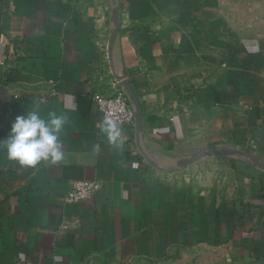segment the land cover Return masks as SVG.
Here are the masks:
<instances>
[{"label":"crops","instance_id":"crops-1","mask_svg":"<svg viewBox=\"0 0 264 264\" xmlns=\"http://www.w3.org/2000/svg\"><path fill=\"white\" fill-rule=\"evenodd\" d=\"M115 77L140 106L119 147L93 101ZM28 111L66 117L65 159L0 148V264L264 262V172L180 167L212 148L264 163V0H0V141ZM76 181L100 189L66 204Z\"/></svg>","mask_w":264,"mask_h":264},{"label":"clouds","instance_id":"clouds-1","mask_svg":"<svg viewBox=\"0 0 264 264\" xmlns=\"http://www.w3.org/2000/svg\"><path fill=\"white\" fill-rule=\"evenodd\" d=\"M66 124V117L55 112H49L45 118L39 111H28L15 118L7 138L0 141V148L6 150L9 160L23 167H35L43 161L58 164L65 159L64 143L60 137ZM101 132L111 145L120 146L122 132L115 121L105 120ZM96 150H99V145Z\"/></svg>","mask_w":264,"mask_h":264},{"label":"built area","instance_id":"built-area-1","mask_svg":"<svg viewBox=\"0 0 264 264\" xmlns=\"http://www.w3.org/2000/svg\"><path fill=\"white\" fill-rule=\"evenodd\" d=\"M102 77H100V80ZM93 101L101 114V123L105 120L115 121L120 128L134 129L135 109L130 103L124 88L115 89L109 96L93 94ZM100 184L97 181H76L73 182L70 190L64 198L66 204H77L88 200L98 192Z\"/></svg>","mask_w":264,"mask_h":264},{"label":"water","instance_id":"water-1","mask_svg":"<svg viewBox=\"0 0 264 264\" xmlns=\"http://www.w3.org/2000/svg\"><path fill=\"white\" fill-rule=\"evenodd\" d=\"M118 23L115 22L114 24V30L112 31L109 43H108V49L109 52L112 50L113 42L116 36ZM115 80L122 84L124 90L126 91L128 98L130 102H132L135 106V132L138 134L140 132V106L138 103V100L130 87L129 83L126 81L124 77H115ZM208 156H217V157H223V156H239L246 158L249 162H251L256 168L264 172V163L261 162L259 159L251 156L250 154L238 150H208L202 153H196L191 154L188 158H185L180 163V167H186L192 163H195L196 161L200 160L202 157H208ZM255 264H264V262H258Z\"/></svg>","mask_w":264,"mask_h":264},{"label":"rangeland","instance_id":"rangeland-1","mask_svg":"<svg viewBox=\"0 0 264 264\" xmlns=\"http://www.w3.org/2000/svg\"><path fill=\"white\" fill-rule=\"evenodd\" d=\"M229 148H212L210 150H228ZM204 152L206 150H203ZM201 151L200 153H202ZM198 153V152H197ZM188 158V157H187ZM185 159V158H184ZM240 160H245L244 158L239 159L237 156H226V157H217V156H208L202 157L200 160L195 163L183 167L182 172L187 175V177H204L219 174L223 177H228V174H231L235 170L236 164L240 163ZM229 178V177H228Z\"/></svg>","mask_w":264,"mask_h":264}]
</instances>
